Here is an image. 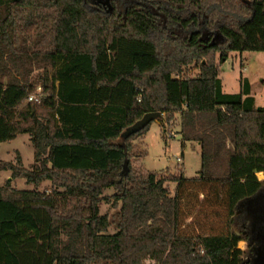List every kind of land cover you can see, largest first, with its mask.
<instances>
[{
    "label": "trees",
    "instance_id": "trees-1",
    "mask_svg": "<svg viewBox=\"0 0 264 264\" xmlns=\"http://www.w3.org/2000/svg\"><path fill=\"white\" fill-rule=\"evenodd\" d=\"M106 3L0 0V142L27 133L35 146L29 168L0 161L12 171L0 185V264H254L246 203L264 195V106L247 79L225 92L220 65L264 52V0ZM192 63L199 74L181 77ZM35 68L50 94L18 111ZM148 112L163 124L181 114L183 141L200 145L197 176L135 169L133 140L154 119L126 130ZM16 178L52 188L20 190ZM206 191L223 201L221 230L187 221ZM107 199L112 214L100 211Z\"/></svg>",
    "mask_w": 264,
    "mask_h": 264
},
{
    "label": "rangeland",
    "instance_id": "rangeland-1",
    "mask_svg": "<svg viewBox=\"0 0 264 264\" xmlns=\"http://www.w3.org/2000/svg\"><path fill=\"white\" fill-rule=\"evenodd\" d=\"M107 1L106 7L111 4V0ZM205 60H203L204 62ZM221 79L223 90L227 93H237L242 89V82L248 80L251 85L252 95L256 99L257 106H264V52L263 51H232L228 58L221 62ZM52 68H48L49 83H55L52 77ZM200 72L199 64L192 63L183 68L181 77H195ZM43 68H35L31 73V82L33 89L30 94H36L41 97V102L30 101L29 95L18 106V111L24 110L29 102L42 103L45 96L50 94L44 90L43 77L45 76ZM163 121L155 118L148 131L133 140V155L132 165L136 170L154 171L160 176H171L172 174H184L187 177H195L199 174L202 166L200 145L196 141H183L181 134V114L176 112L175 117L165 122V113H163ZM20 119V118H18ZM21 120V119H20ZM18 156L21 157L23 165L29 168L35 161V146L27 133L19 134L15 139L10 141L0 142V161L17 164ZM12 175L11 170L0 169V185H5L10 180ZM260 179H264L260 177ZM11 185L20 190H50L52 183L49 180L42 182L39 186L26 183L24 178L12 179ZM172 194L174 193L175 183H167ZM62 190L63 188H59ZM114 188H109L105 191L106 196L114 194ZM206 191L204 195L198 197V202L208 197L207 202L199 207L197 201L191 199L187 211L191 212L192 216L187 221L192 222L193 228L196 231L208 229L214 226L215 229L221 230L226 224V211L223 207V201L217 202ZM108 200V199H107ZM103 201L100 206L102 214H112L114 209L111 206V200ZM246 205L253 215V238L256 241L257 247L255 250L254 264H264V195L259 194L249 201ZM191 206V207H190ZM194 206V207H193ZM110 233L115 232L112 226L109 229ZM239 247L245 249L247 243H239ZM145 264H156L155 260L147 259Z\"/></svg>",
    "mask_w": 264,
    "mask_h": 264
},
{
    "label": "water",
    "instance_id": "water-1",
    "mask_svg": "<svg viewBox=\"0 0 264 264\" xmlns=\"http://www.w3.org/2000/svg\"><path fill=\"white\" fill-rule=\"evenodd\" d=\"M161 115L160 112H148L140 120L134 123L126 130V134H131L140 131L146 127L153 119L158 118Z\"/></svg>",
    "mask_w": 264,
    "mask_h": 264
},
{
    "label": "built area",
    "instance_id": "built-area-1",
    "mask_svg": "<svg viewBox=\"0 0 264 264\" xmlns=\"http://www.w3.org/2000/svg\"><path fill=\"white\" fill-rule=\"evenodd\" d=\"M41 97H42V96H41ZM41 97H37L36 94H30L28 99H29L30 101L41 102Z\"/></svg>",
    "mask_w": 264,
    "mask_h": 264
},
{
    "label": "crops",
    "instance_id": "crops-1",
    "mask_svg": "<svg viewBox=\"0 0 264 264\" xmlns=\"http://www.w3.org/2000/svg\"><path fill=\"white\" fill-rule=\"evenodd\" d=\"M30 138H31V136H30ZM241 242H244V241H241ZM241 242H240V243H241Z\"/></svg>",
    "mask_w": 264,
    "mask_h": 264
}]
</instances>
